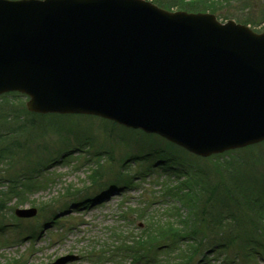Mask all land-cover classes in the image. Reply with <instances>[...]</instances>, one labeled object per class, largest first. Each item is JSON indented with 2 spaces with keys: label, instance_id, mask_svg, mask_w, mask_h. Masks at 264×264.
Segmentation results:
<instances>
[{
  "label": "water",
  "instance_id": "water-1",
  "mask_svg": "<svg viewBox=\"0 0 264 264\" xmlns=\"http://www.w3.org/2000/svg\"><path fill=\"white\" fill-rule=\"evenodd\" d=\"M9 91L31 111L100 115L210 156L264 140V32L146 0H0Z\"/></svg>",
  "mask_w": 264,
  "mask_h": 264
},
{
  "label": "rangeland",
  "instance_id": "rangeland-1",
  "mask_svg": "<svg viewBox=\"0 0 264 264\" xmlns=\"http://www.w3.org/2000/svg\"><path fill=\"white\" fill-rule=\"evenodd\" d=\"M216 1L214 14L222 22L232 19L253 30H264V0ZM27 99L22 94L0 95V182H4L0 198L5 201L0 207V264H48L67 254L80 256L79 261L67 264H93L105 249L108 254L98 262H106L100 264H144L142 252L138 253L142 261L137 263L132 258L123 260L119 254L112 256V252L117 253L121 241L152 228L150 223L162 215V209L168 212L174 205L175 211L186 210L181 202L161 195L159 179L165 181L172 175L158 169L156 159L132 158L157 148H166L169 155L192 166L193 181L201 186L199 202L211 195L210 204L224 219L232 211H249L243 204L244 193L264 197V141L201 158L156 134L97 116L30 112ZM157 156L163 158L164 153ZM174 161L180 179L187 181L184 165ZM148 170L152 173L140 174ZM126 177L131 179L128 184L121 181ZM16 181L22 188L18 197L11 194ZM203 185H209L211 194L203 191ZM16 208H36L37 213L19 218ZM141 210L146 212L141 214ZM126 245L129 249L131 243ZM151 246H144L149 260L158 255ZM235 250L231 247L227 253L234 257ZM204 253L205 258L199 255L191 264H226L224 253ZM158 259H164L163 264L170 262L162 254ZM240 261L248 264L246 259ZM256 264H264V258Z\"/></svg>",
  "mask_w": 264,
  "mask_h": 264
},
{
  "label": "trees",
  "instance_id": "trees-1",
  "mask_svg": "<svg viewBox=\"0 0 264 264\" xmlns=\"http://www.w3.org/2000/svg\"><path fill=\"white\" fill-rule=\"evenodd\" d=\"M153 1L166 9L190 12L209 11L213 13L217 10L216 4L218 2L216 0ZM173 158L180 159L166 154L165 160L167 163H174ZM191 168V165L186 168L188 172L186 177L189 178L187 181H179L175 185L170 182L165 183L162 195L178 200L186 210L178 209L176 212L173 210L170 215L164 210L159 218L150 223L152 228L149 227L143 231L141 229V233L137 237L121 241L122 245L117 247V253L112 252V256L120 255V251L127 247L126 244L130 242V251L138 256H140L138 254L140 252L143 253V256L147 255L146 247H144L146 244H152L151 248L156 249L158 253L163 250L166 259L170 261L168 264H177L180 259L187 264H191L192 260L199 255H203L205 258L208 253H204L206 250L224 253L222 257L226 264H243L240 261L242 259H246L248 264H251V262L253 264L258 261V254L264 257V197H253L244 193L242 196L243 204L249 211L244 208L239 211H232L231 217L224 219L222 214H217L215 207L210 204L213 201L211 195L207 199L203 198L201 203L199 202L198 196L201 186L193 181L194 176ZM130 180L126 177L121 181H126L128 184ZM237 187L240 190V186L237 185ZM202 189H205L204 192L210 193L209 185H203ZM3 202L5 201L0 198V207L3 206ZM145 212L146 210H141V214ZM231 247L236 248L233 252L236 253L234 257L227 253ZM99 253L96 259L93 260L95 264L106 262L98 261L100 257L108 254L107 249ZM157 262L161 261L157 260ZM200 262L202 263V261Z\"/></svg>",
  "mask_w": 264,
  "mask_h": 264
}]
</instances>
